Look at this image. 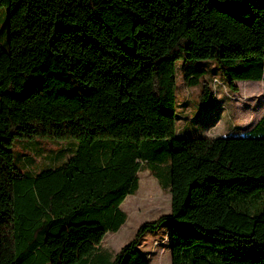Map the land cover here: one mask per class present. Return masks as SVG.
Listing matches in <instances>:
<instances>
[{
    "label": "trees",
    "instance_id": "16d2710c",
    "mask_svg": "<svg viewBox=\"0 0 264 264\" xmlns=\"http://www.w3.org/2000/svg\"><path fill=\"white\" fill-rule=\"evenodd\" d=\"M1 6L0 264H153L141 239L165 223L171 264H264V114L242 135L176 126L179 79L202 100L211 63L235 91L264 79V0ZM37 138L77 147L35 169L14 147ZM144 171L169 190L170 211L114 252L102 241L126 223Z\"/></svg>",
    "mask_w": 264,
    "mask_h": 264
},
{
    "label": "rangeland",
    "instance_id": "374dc122",
    "mask_svg": "<svg viewBox=\"0 0 264 264\" xmlns=\"http://www.w3.org/2000/svg\"><path fill=\"white\" fill-rule=\"evenodd\" d=\"M8 16L7 6L0 7V40L8 48ZM211 93L202 100L199 87L189 88L179 79L176 90L178 133L188 136L242 135L252 129L264 114V79L239 81L237 90L230 89L218 69L211 63L208 70ZM24 148L16 145L17 153L27 154L34 159L35 169L43 168L59 154L64 161L76 150V140L39 139L31 140ZM26 157V156H25ZM61 161V162H62ZM60 162V163H61ZM122 208L127 212L128 219L118 232L108 233L102 246L114 252L134 238L138 227L148 220L169 213L171 195L167 188L162 187L149 172L139 174V189L135 195H129ZM141 246L149 255L153 264H171V236L169 223L158 230L147 231Z\"/></svg>",
    "mask_w": 264,
    "mask_h": 264
}]
</instances>
